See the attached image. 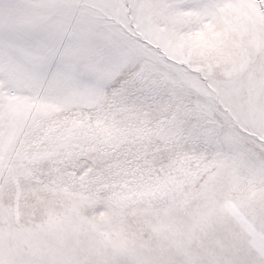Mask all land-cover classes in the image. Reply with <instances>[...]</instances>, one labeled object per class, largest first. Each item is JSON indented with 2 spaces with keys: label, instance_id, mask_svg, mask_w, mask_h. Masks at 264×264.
I'll return each mask as SVG.
<instances>
[{
  "label": "snow or ice",
  "instance_id": "1",
  "mask_svg": "<svg viewBox=\"0 0 264 264\" xmlns=\"http://www.w3.org/2000/svg\"><path fill=\"white\" fill-rule=\"evenodd\" d=\"M0 264H264V0H0Z\"/></svg>",
  "mask_w": 264,
  "mask_h": 264
}]
</instances>
